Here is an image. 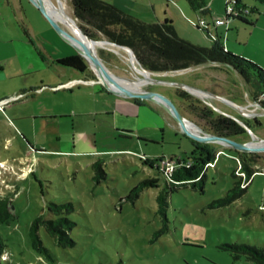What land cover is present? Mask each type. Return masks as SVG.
Segmentation results:
<instances>
[{
  "label": "rangeland",
  "instance_id": "obj_1",
  "mask_svg": "<svg viewBox=\"0 0 264 264\" xmlns=\"http://www.w3.org/2000/svg\"><path fill=\"white\" fill-rule=\"evenodd\" d=\"M63 1L73 16L71 0ZM136 1L141 13L135 17L147 23L174 17V26L181 38L206 48L215 45V28L211 27L207 34L203 28L193 26L190 20L197 21L199 13L191 9L186 0ZM204 1L212 10L211 16L203 15L204 18L210 21L212 17L225 18L224 0ZM105 2L113 4L109 0ZM22 3L21 7V0H0V99L24 90L19 89L29 80L33 83L42 82L44 78L50 80L55 72L52 66L54 59L77 53L52 28L47 18L34 10L33 3L29 0H22ZM232 22L219 26L225 30L222 32L225 44L227 34L236 36L235 30L226 32ZM241 33L243 38L247 36L245 32ZM254 42L255 39H251L243 49L256 53ZM116 47H101L97 52L103 54L106 66L117 76L136 79L131 54ZM26 72L32 74L26 75ZM87 74L92 79H99L91 68ZM151 75L159 80L187 83L206 91L207 94L202 96L179 91L173 85L151 82L143 86L146 90L170 94L180 111L203 129L215 133L212 119L225 115L243 125L244 129V125L250 126L258 138L264 139V107L230 66L213 63L178 71L151 72ZM81 88V93L86 92V86L81 85ZM78 92L80 89L74 93L73 102L82 106V96H78ZM225 99L242 106L247 115H240ZM7 107L0 108V197L10 200L11 217L8 222H0V236L6 244L3 256L6 261L2 264H252L244 258L234 260L223 244L239 242L263 248L264 209L260 205L264 173H256L262 175L256 184L231 205L217 209L208 207L211 201L224 197L240 179L232 175L239 167L238 161L223 153L226 150L232 156L235 154L227 150L228 147L211 143L218 155L215 166L206 171L202 189L180 185L170 191L165 176L161 174L166 166L163 160L156 161L163 156L144 160L145 156L133 152L138 147L137 138L128 141L117 138L111 129L100 130L99 145L92 148L103 152L78 155L67 153L75 150L72 133L64 135L60 144L56 139L57 133L49 134L39 129L38 134L33 135L34 145L31 147L21 136V125L34 132L30 126L34 122L29 119L12 121L9 112L3 110ZM203 107L214 110L211 118H200ZM161 110L172 119L165 109ZM159 117L158 120L151 118L156 125L151 134L156 135L159 141L165 137L164 144L155 147L160 155L167 158L171 153L187 157L193 153L195 145L192 138L181 133L173 119L172 125L163 116ZM224 132L232 133L228 129ZM232 138L246 142L252 139V134L246 131V134ZM38 144L64 152H35ZM83 148L86 147L77 146V150ZM251 153L256 154L258 164L264 162V152ZM24 157L33 162L22 164ZM98 159L105 160L102 166L107 174L99 181L94 179L96 172L91 167ZM155 177H160L159 183L146 188L134 201L127 199L140 181ZM166 189L169 192L166 209L168 229L156 237L164 223L157 213L156 198ZM68 201L75 205L69 218L75 223L71 237L77 245L69 249L60 248L43 230L40 233L53 255V261L32 248L28 233L32 220L37 216L51 217L46 207L49 203Z\"/></svg>",
  "mask_w": 264,
  "mask_h": 264
},
{
  "label": "trees",
  "instance_id": "obj_2",
  "mask_svg": "<svg viewBox=\"0 0 264 264\" xmlns=\"http://www.w3.org/2000/svg\"><path fill=\"white\" fill-rule=\"evenodd\" d=\"M186 1L194 11H199L202 14H207L209 11L204 0ZM250 1L264 5V0ZM71 4L73 17L77 25L90 38L103 39L116 43L118 46L130 47L137 60L147 71L164 73L189 69L208 63L228 65L244 79L247 83L246 85L254 93L255 100H258L264 107V68L260 67L259 64L232 54L219 43H216L211 48L194 45L178 35L173 21L169 19H165L163 22L147 23V21L141 20L133 16V14L119 9L118 6L105 2V0H71ZM236 8L237 15L231 16L233 20H239L243 24H246V26L254 25V22L249 19L252 10L244 0H238ZM246 8L250 10V13L245 11ZM99 56L104 59L102 53H99ZM56 63L82 73L89 72L90 70L87 60L78 53L59 58L56 60ZM177 90L187 92L180 88H177ZM136 100L141 101L140 99ZM213 111L209 107H203L200 118H211L214 114ZM211 124L215 134L227 135L231 138L246 134L243 125L225 115L212 119ZM226 129L231 130L232 133L228 135L224 132ZM192 141L195 145L193 153L187 157L168 158L171 163H175V167L171 173L162 168L161 174L165 176L166 185L170 191H173L176 186L180 185H190L193 188L202 189L203 182L206 179L205 168L208 163L214 162L217 159V151L213 149L212 144ZM226 149L235 153L233 156L240 159L241 170L245 172L247 179H251L252 175L257 172V169L254 167L257 164L256 154ZM163 158L165 157L155 160L159 161ZM102 164H104V161L98 159L91 165L92 169L96 172L94 179L97 181L107 177ZM236 171L237 169L232 173L234 177H238ZM159 181L160 177L140 181L132 188L131 194H129L127 199L134 201L146 188L159 183ZM242 183L243 181L240 178L234 183L233 188L225 193L224 197L211 201L208 207L217 209L229 206L237 198H241L247 190V186L243 187ZM167 195H169L168 190H162L156 198L158 203L157 213L161 215L164 221L163 227L156 233V237L161 236L168 229L167 224H169V220L166 212L168 208ZM9 204L10 200L8 198L3 199L0 197L1 223L8 222V219L11 217ZM74 206V203L69 201L60 204L51 202L46 206L51 217L39 215L32 220L28 235L32 248L39 255L46 256L54 261L53 255L41 238L40 233L42 230L60 248L69 249L77 245L76 241L71 237L75 223L69 218L70 213L75 209ZM5 246L6 244L0 236V264H2V261H6L3 259L6 252ZM223 247L225 250L231 252L234 260L239 261L244 258L252 264H264L263 248L239 242L223 244Z\"/></svg>",
  "mask_w": 264,
  "mask_h": 264
},
{
  "label": "crops",
  "instance_id": "obj_3",
  "mask_svg": "<svg viewBox=\"0 0 264 264\" xmlns=\"http://www.w3.org/2000/svg\"><path fill=\"white\" fill-rule=\"evenodd\" d=\"M109 1L118 6L119 9L133 14V16H138L137 14L141 13V11L138 10L139 3L136 0ZM244 2L252 10L249 19L254 22V25L246 26V24H243L239 20H233L230 26H228V28L226 27V32L235 30L236 36L232 37L230 34H227L228 39L226 44L223 43L224 39L222 38V32H224L225 30L222 31L219 27H217L215 28V30L217 33V37L220 38L216 40L215 44L219 43L225 48V50L230 51L232 54L239 55L240 57L243 56L247 58V60L250 59V61L257 63L260 67L264 68V5L250 0H244ZM22 5L23 3L21 0V7ZM207 8L209 10L207 14H202L199 11L195 12L199 13V15L211 16L212 10L208 6ZM34 10L37 13L39 12L37 11V9ZM170 18L172 21L175 20L174 17ZM241 32H245L247 36L243 38ZM253 38L255 39L253 48L255 47L256 51V53L254 54L252 52L248 53L246 49H243L244 46H247ZM63 57L66 56H59L54 59V63L52 66L55 69V72L51 74L50 80L44 78L42 82L36 83H33L29 80L19 89L24 90L20 91L19 93H13L9 97L0 99V101L2 102L10 101L4 104L5 107H8L4 108L3 110L9 112L10 116L13 118L12 121L16 122L29 119L34 122V125H30L31 128L33 126L34 132L28 127H25L24 124L21 125V136L28 142L31 147L34 145L32 144L33 135L38 134L39 129L43 130L44 132H48L49 134L57 133L58 138L56 139L60 144L63 141L64 135H69L70 133H72V142L75 150H73L72 152L68 151L67 153L90 155L94 152L100 151H94V149L92 148L93 146L96 147L99 145L98 136L100 130L111 129L118 135L116 137L119 139H128V141H131L134 138H137L138 147L134 148L133 152L142 154L149 160L157 159L160 156H166L164 154L160 155L159 151L155 148L156 146L159 147L164 144L163 140H165V137L162 138V141H159L156 135L151 134V132L156 130V125L151 122V118L158 120V118H160L159 116H163L165 119L172 122V125L174 124V121L168 118V116H166L164 112H162L161 107H159L158 104L148 101H137L136 99L130 97L116 96V94L108 91L100 82H98V80L90 78L87 72L82 73L74 70L73 68H67L57 64L56 60ZM210 64L213 63H208L205 65ZM29 74L32 73L26 72V75ZM78 80H85L86 82L71 86L70 83L72 81L74 82ZM81 85H83V87L86 86V92L81 93ZM77 89H80V92H78L77 95L82 96V106H78V104L73 102L75 95L74 93ZM21 95H23L21 98L12 100L14 98H18ZM175 103L177 104L176 101ZM239 107L244 110L243 107ZM38 120H44L45 122L37 124L36 121ZM77 146H85L86 148L77 150ZM36 147L37 148H35V152L42 151L43 153L51 152L55 154L64 152L57 149L49 150L46 147L41 146L40 144H38ZM220 153L221 152H219V154ZM223 153H226L227 156L234 158V156L228 154L226 150ZM167 156V158L183 157L171 153H169ZM24 158L25 159L23 160L24 162H22V164H29L33 162L28 161V157ZM99 160H103L105 162L104 159ZM255 165L264 170V162L261 164L257 163ZM259 176L262 175L254 174L252 176L250 184H248L247 186V190L248 188H251L254 184H256L257 178ZM261 184L262 204L260 205V207H263V179L261 181ZM261 245L264 249V243Z\"/></svg>",
  "mask_w": 264,
  "mask_h": 264
},
{
  "label": "water",
  "instance_id": "obj_4",
  "mask_svg": "<svg viewBox=\"0 0 264 264\" xmlns=\"http://www.w3.org/2000/svg\"><path fill=\"white\" fill-rule=\"evenodd\" d=\"M33 3V6L40 11L46 18L48 23L52 26V28L60 34L61 38L70 43L75 51L84 57L88 66L95 71L97 76L99 77L98 82H100L108 91L116 94V96L120 97H130L133 99H140L144 102H153L158 104L159 107L165 109V111L171 115L172 119L176 122V128L185 136L192 138V140L198 141L199 143H214L220 144L229 149H234L241 151L242 153H251V152H264V139L258 138L251 130L250 126L244 125L245 130L252 134V139L250 141L242 142L235 138L228 137L227 135L215 134L214 132L203 129L199 126L198 130L193 129L189 123L194 121L188 119L186 115H184L180 110L179 106L175 103V101L170 97V95L158 92L155 90H144L137 89L131 87L129 84L125 83V77L117 76L106 66L103 59L99 56L97 49L95 48V43L103 42L108 43L118 48H123L128 50L131 56L137 61L141 68L147 71L143 65L137 60L133 51L130 47L118 46L116 43L103 40V39H92L86 34L78 25L77 28L81 30L84 34V38H79L75 36V34L71 33L67 29H65L58 20L53 16L48 8V4L45 0H29ZM75 19V18H74ZM173 83L172 80H159L154 78L152 83ZM193 87V86H192ZM195 89L201 91V93H206V91L201 90L200 88L194 87ZM195 93V92H191ZM197 94V93H196ZM229 105H232V102L226 100ZM233 106V105H232ZM239 112L240 115L245 116L246 114L236 106H234ZM242 124L243 122L240 121Z\"/></svg>",
  "mask_w": 264,
  "mask_h": 264
},
{
  "label": "bare ground",
  "instance_id": "obj_5",
  "mask_svg": "<svg viewBox=\"0 0 264 264\" xmlns=\"http://www.w3.org/2000/svg\"><path fill=\"white\" fill-rule=\"evenodd\" d=\"M45 1L48 4V8H49L50 12L58 20V22L61 24V26H63V27L65 26L67 28V30L70 31L71 33L75 34V36H77L79 38H84L83 32L77 28V23L75 22L74 17L69 14V12L66 8L67 6L63 0H45ZM108 46H114V45H111L108 43H103V42L95 43V48L97 50H98V48H101V47L106 49ZM116 48H118V47H116ZM136 62L137 61L131 56V63L133 64L132 67L136 73L137 78L133 79V80H130L129 78L128 79L125 78L124 82L129 84L131 87H134L137 89H144L143 86L153 82L154 77L150 73L146 72L143 68L138 66ZM161 84L173 85V87L186 90L187 92H195L197 94H201L202 96L206 95L205 93H201V91L195 89L194 87H192L190 85H187L186 83L174 82V84H173V83H168V82L166 83L165 82V83H161ZM144 90H146V89H144ZM232 105L241 109L244 113V110L242 108H240L239 106L234 105V104H232ZM245 114L247 115V113H245ZM189 125L195 130H198V128H199V126H197V124L193 123V122H190ZM0 175H1V168H0Z\"/></svg>",
  "mask_w": 264,
  "mask_h": 264
},
{
  "label": "built area",
  "instance_id": "obj_6",
  "mask_svg": "<svg viewBox=\"0 0 264 264\" xmlns=\"http://www.w3.org/2000/svg\"><path fill=\"white\" fill-rule=\"evenodd\" d=\"M226 3V12H225V18L224 19H221V18H218V17H212V20H207L206 18H204L203 15H199L198 17V20L197 21H192L190 20L191 24H193V26H195L196 28H203V30L206 31L207 34H209V31L211 30V27H214V28H217L219 26H224V25H228V23L230 22V20L233 21L232 17L231 16H235L237 15V8H236V5L238 3V0H226L225 1ZM245 11L247 13H250V10L249 9H245ZM219 39V37H217V40ZM82 82H86L85 80H78V81H72L70 84L71 86H75L76 84L78 83H82ZM23 95L19 96L18 98H14L12 100H15V99H19L21 98ZM225 100H228V99H225ZM9 101H0V108H2V106L6 103H8ZM232 104H234L232 102ZM235 105V104H234ZM218 155V154H217ZM238 163H239V167L236 171V174L239 176V178L242 179L243 183H242V186L243 187H246L248 186V184H250V180L251 179H247L246 177V174L242 169V165H241V162H240V159L238 157H234ZM144 160H148V161H151L149 159H147V157H143ZM163 163L165 164V170L166 171H170V173L172 172L173 168L175 167V163H171L170 160L168 158H163ZM217 160V159H216ZM216 160L214 162H210L207 164L206 168H205V171L209 168V167H214L215 164H216ZM153 162V161H152ZM167 164V165H166ZM255 168H257V172H261V173H264V170L263 169H259L258 166L254 165ZM256 172V173H257ZM254 173V174H256ZM253 174V175H254ZM252 175V176H253ZM252 178V177H251ZM261 209H264V206L261 207Z\"/></svg>",
  "mask_w": 264,
  "mask_h": 264
}]
</instances>
